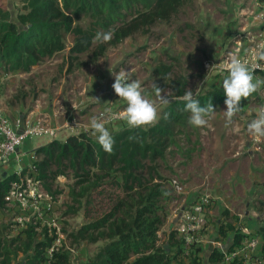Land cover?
<instances>
[{"label": "rangeland", "instance_id": "obj_1", "mask_svg": "<svg viewBox=\"0 0 264 264\" xmlns=\"http://www.w3.org/2000/svg\"><path fill=\"white\" fill-rule=\"evenodd\" d=\"M252 1L188 0L168 19L146 24L115 44L97 42L96 34L105 31L93 26L88 15H82L75 19V24L83 28L92 26L95 33L89 49L68 54L72 36L67 33L65 49L56 55L59 60L48 65H55L67 80L77 85L91 83L92 79L96 94L89 101L102 93V86L111 89L110 95H115L111 87L113 75L124 70L130 72L133 80L141 82L142 94L146 99L152 97L149 100L154 102L159 103L156 87L170 91L166 87L168 78L186 77L187 90L196 96L211 86L222 85L227 75L209 72L203 64L219 57L234 29L238 10ZM0 5L13 20L25 11L22 0H0ZM254 77L264 79L263 75ZM122 104L115 108L114 114L126 106L124 101ZM164 106L160 105L159 116ZM261 106H264V85L240 107L231 124L226 123L224 105L208 118L207 126L191 127L174 135L162 157L145 162L132 176L113 170L109 176L102 177L91 170L99 176L93 175L90 182L82 183L80 176L64 169V174L44 180L43 190L50 195V210L40 209L41 214L36 210L19 214L13 207L0 210V253L7 249L0 256V264L5 260L9 264L26 263L36 254L32 248L25 250L23 246L28 229L35 242L48 243L40 248L42 264L61 261L86 264L110 241L106 237L109 224L122 217L123 212L132 213L141 201L140 196L155 185L162 190L157 203L162 220L157 244L166 246L171 256L176 253L178 257L172 264H191L193 258L198 264H264L261 233L264 228V138L257 141L248 131V124L256 118ZM115 120H109L110 125ZM117 124L110 130L115 132ZM125 127L128 126L123 124L122 129ZM48 139L34 137L30 141L36 144ZM27 163L24 157L20 165ZM11 168L6 169L5 176L0 173V180L13 173ZM173 179L184 184V193L173 186ZM198 195L211 199L210 216L199 231L198 242L194 241L186 250H176L173 245L178 240L172 238L177 237L175 214L183 198L187 205ZM96 221L105 224L88 232L94 240L77 235L79 229ZM53 223L60 227L61 233L60 242L54 246ZM214 249L220 256H212ZM54 254L58 256L55 258Z\"/></svg>", "mask_w": 264, "mask_h": 264}, {"label": "trees", "instance_id": "obj_2", "mask_svg": "<svg viewBox=\"0 0 264 264\" xmlns=\"http://www.w3.org/2000/svg\"><path fill=\"white\" fill-rule=\"evenodd\" d=\"M22 1L25 11L17 14L16 20L11 19L8 11L0 5V73L29 71L44 58L64 50V36L67 33L72 36L68 54L87 51L95 33L92 26L83 28L75 24V19L82 15H88L93 26L105 32L111 30L113 38L109 42L115 44L146 24L168 19L188 0ZM137 7L146 11H140ZM166 87L171 91V100L162 108L158 122L146 129L125 127L111 133L115 141L111 154L106 153L87 132L71 134L64 140L52 139L36 147L34 153L38 157L39 177L44 181L64 174V169L72 170L80 176L82 183L90 182L93 175L98 177L97 173L107 177L113 170L132 176V172L141 169L145 162L162 157L174 135L193 127L188 123L190 113L184 111V102L177 99L187 91V78H168ZM254 95L243 99L240 107L247 104ZM194 98L199 100L201 106L211 103L215 110L212 114L224 106L226 99L222 85L211 86ZM164 113H168L167 119L163 118ZM15 177L13 173L0 180V210L5 207L4 196ZM161 196L159 185L148 187L132 213L123 212L122 217L109 224L106 237L110 241L86 264H172L173 260L176 261V253L171 256L166 246L157 244V231L162 223L157 213V203ZM104 224L98 221L90 223L79 229L77 235L94 240L88 232ZM261 233L264 239V228ZM26 234L24 249L32 248L36 254L22 264H42L40 248H45L48 243L35 242L31 229L26 230ZM172 238L178 240L173 245L176 250L181 248V240L176 236ZM6 253L7 249L4 248L0 256ZM212 253L213 257L220 256L215 249ZM262 253L264 256V242ZM57 256L54 254L53 257ZM196 260L191 259V264H198ZM2 264L9 263L5 260Z\"/></svg>", "mask_w": 264, "mask_h": 264}, {"label": "built area", "instance_id": "obj_3", "mask_svg": "<svg viewBox=\"0 0 264 264\" xmlns=\"http://www.w3.org/2000/svg\"><path fill=\"white\" fill-rule=\"evenodd\" d=\"M252 7L254 10L249 8L240 10L242 25L240 24L230 33L219 57L204 62L203 67L207 71L227 75L222 66L224 60L230 54H234L250 65L261 64V68H256L253 75L264 76V61L256 60L254 55V50L264 44V0H254ZM67 128L71 133L75 132L70 125H67ZM57 131L40 119L11 118L0 107V173L5 176L6 169L13 166L11 172L16 175L4 196L7 210L8 207H13L19 211V214L32 212L30 210L40 211L41 214L40 209H51L50 195L44 192L43 180L38 175V157L34 152H24L21 146L34 137L54 139ZM26 155H28L27 165H20ZM172 184L180 193H184V184L177 179H173ZM183 200L185 202L186 199ZM184 202L179 206L174 220L177 237L181 240V248L186 250L194 241L198 242L199 231L210 216L212 201L207 195H198L187 205ZM53 229L56 238L52 240V246L60 242L61 236L60 227L55 223ZM158 233L159 231L157 235Z\"/></svg>", "mask_w": 264, "mask_h": 264}, {"label": "crops", "instance_id": "obj_4", "mask_svg": "<svg viewBox=\"0 0 264 264\" xmlns=\"http://www.w3.org/2000/svg\"><path fill=\"white\" fill-rule=\"evenodd\" d=\"M253 2L254 0L238 10L234 29L240 24L242 25L240 10L242 8L254 10L252 7ZM60 53L62 51L44 58L27 72L0 73V103L3 104L1 108L5 114H8L11 118L40 119L58 130L54 138L58 140H64L67 136L82 132L84 129L93 137L91 132L86 129L92 117L105 119L107 121L105 126L110 133L114 132L110 128L115 122L118 123V128H114L115 131L122 129L123 124H126L124 121L117 119V121H112L113 125L109 123L115 108L124 105H121L122 100L113 93L110 95L111 89L102 86V93L93 101H89L96 94L92 79L91 83L77 85L74 81L67 80L66 75L60 73L55 65H48L50 61L59 60V56L56 55ZM16 96H19V98ZM149 99H152V97H149ZM125 108L126 106L118 109V113ZM67 125H70L75 132L71 133ZM50 140L52 139L36 144H33L30 140L25 141L21 146V150L27 153L33 152L36 147L46 144ZM24 157L27 161V156Z\"/></svg>", "mask_w": 264, "mask_h": 264}, {"label": "clouds", "instance_id": "obj_5", "mask_svg": "<svg viewBox=\"0 0 264 264\" xmlns=\"http://www.w3.org/2000/svg\"><path fill=\"white\" fill-rule=\"evenodd\" d=\"M113 38V32H98L95 40L99 43H107ZM255 59L264 61V44L259 49L254 50ZM223 70L227 76L223 79L222 87L226 99L223 111L226 123L231 124L233 117L241 110V102L253 93L260 90L264 85V79L254 77L256 68H261V64L250 65L239 58L238 55L230 54L223 63ZM113 75V74H112ZM114 76V83L111 85L115 95L126 103V108L113 114L111 118L123 120L129 129L148 128L154 126L158 120L160 105L169 103L171 91H165L156 87V94L159 103L146 99L142 94L141 82L133 80L129 71H121ZM184 102V111L189 112L188 123L193 127H204L208 125V118L215 111L212 104L201 106L199 100L194 98L191 90L185 91L182 96L177 97ZM164 119L168 118V113H164ZM106 120L92 117L88 124V130L96 139L102 149L111 154L113 152L114 138L105 126ZM249 133L259 141L264 138V106L257 110L256 118L248 124Z\"/></svg>", "mask_w": 264, "mask_h": 264}]
</instances>
